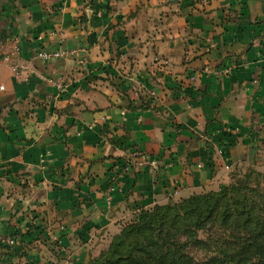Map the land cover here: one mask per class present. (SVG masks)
Listing matches in <instances>:
<instances>
[{
    "label": "crops",
    "instance_id": "crops-1",
    "mask_svg": "<svg viewBox=\"0 0 264 264\" xmlns=\"http://www.w3.org/2000/svg\"><path fill=\"white\" fill-rule=\"evenodd\" d=\"M44 46L84 48L86 62L43 61ZM135 149L156 174L125 169ZM254 156L264 0H0V264H86L111 217Z\"/></svg>",
    "mask_w": 264,
    "mask_h": 264
},
{
    "label": "trees",
    "instance_id": "trees-1",
    "mask_svg": "<svg viewBox=\"0 0 264 264\" xmlns=\"http://www.w3.org/2000/svg\"><path fill=\"white\" fill-rule=\"evenodd\" d=\"M243 192L238 186L226 187L219 192L191 195L180 204H162L145 210L138 221L124 228L95 264H217L216 261L197 262L181 246L174 248L173 241L166 240L174 234L178 239L192 235L194 227L200 228L216 216L225 223L235 217L242 218L235 232V253L254 254L255 264H264V198L257 203ZM251 192L260 194L257 189ZM154 234L164 238L165 248ZM133 238L138 241L132 242ZM242 263V260L238 262Z\"/></svg>",
    "mask_w": 264,
    "mask_h": 264
},
{
    "label": "rangeland",
    "instance_id": "rangeland-1",
    "mask_svg": "<svg viewBox=\"0 0 264 264\" xmlns=\"http://www.w3.org/2000/svg\"><path fill=\"white\" fill-rule=\"evenodd\" d=\"M249 163L240 165L233 170H226L220 175L218 180L208 187L201 188L197 191L191 192L186 196L172 197L165 203H158L148 208H141L131 210L130 213L123 215H116L111 217L105 224L99 227L93 234L91 241L93 245V251L98 254L91 257L90 261L86 264H95L96 259L109 250L110 246L116 238H118L125 227L139 220L140 214L145 210H153L157 205L162 204H180L186 197L191 195H201L209 192L223 191L226 187L238 186L243 190L244 194H248L250 198L256 199L257 203L261 202L264 198V157L254 156ZM251 189H257V192H251ZM263 193V194H262ZM242 218L230 219L229 222H223L219 216L212 220H207L205 224L200 227H194L195 233L189 236H184L181 239L177 238V234H174L167 241H173L174 248L177 245L181 246V249L189 253L191 258L195 261H216L217 264H238L240 260L242 264H255L257 259L254 254L235 253L237 245L235 244V232L239 230V224H241ZM157 225V223L155 224ZM151 235V234H150ZM155 238L159 240L160 246L165 248L167 246L164 238L154 234ZM138 239L133 238L132 242H137ZM91 245V244H90ZM91 245V246H92ZM24 264H29L25 262ZM61 264H81L65 262Z\"/></svg>",
    "mask_w": 264,
    "mask_h": 264
},
{
    "label": "built area",
    "instance_id": "built-area-1",
    "mask_svg": "<svg viewBox=\"0 0 264 264\" xmlns=\"http://www.w3.org/2000/svg\"><path fill=\"white\" fill-rule=\"evenodd\" d=\"M20 51V46L16 40H14V47L11 53L5 55L6 60H12V53H18ZM86 49H50L48 47H41L37 49L35 56L43 61H50L60 57H76L79 63L85 64L86 62ZM13 71L17 76L26 74V70L23 66L13 63ZM27 79V77H24ZM62 85H60L61 87ZM129 160L125 166V169L129 170L131 165L134 164L136 167L142 168L148 166L153 174L159 169L158 159L149 153H146L142 150L135 149L132 152H129Z\"/></svg>",
    "mask_w": 264,
    "mask_h": 264
}]
</instances>
